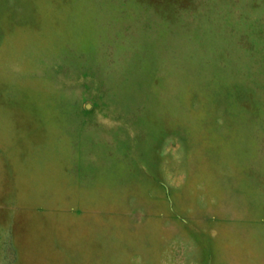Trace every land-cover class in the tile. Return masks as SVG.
<instances>
[{
    "label": "rangeland",
    "instance_id": "obj_1",
    "mask_svg": "<svg viewBox=\"0 0 264 264\" xmlns=\"http://www.w3.org/2000/svg\"><path fill=\"white\" fill-rule=\"evenodd\" d=\"M0 264H264V0H0Z\"/></svg>",
    "mask_w": 264,
    "mask_h": 264
}]
</instances>
